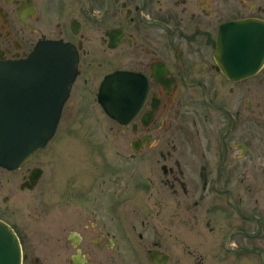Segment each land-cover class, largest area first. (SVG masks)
Instances as JSON below:
<instances>
[{
	"label": "flooded vegetation",
	"instance_id": "flooded-vegetation-1",
	"mask_svg": "<svg viewBox=\"0 0 264 264\" xmlns=\"http://www.w3.org/2000/svg\"><path fill=\"white\" fill-rule=\"evenodd\" d=\"M233 22L264 43V0H0V61L77 57L53 137L0 166L22 264H264V63L221 68Z\"/></svg>",
	"mask_w": 264,
	"mask_h": 264
},
{
	"label": "water",
	"instance_id": "water-1",
	"mask_svg": "<svg viewBox=\"0 0 264 264\" xmlns=\"http://www.w3.org/2000/svg\"><path fill=\"white\" fill-rule=\"evenodd\" d=\"M254 32L256 28H248L241 22L221 28L216 58L230 77L240 72L236 64H243V76L263 65L264 43ZM69 52L63 45L47 41L39 44L27 59L0 61V165L3 167H20L54 134L68 88L76 76L71 67L75 58ZM114 77L121 78V74ZM29 85L31 96L34 95L31 102L23 100ZM0 264H22L20 241L13 228L1 219Z\"/></svg>",
	"mask_w": 264,
	"mask_h": 264
},
{
	"label": "rangeland",
	"instance_id": "rangeland-1",
	"mask_svg": "<svg viewBox=\"0 0 264 264\" xmlns=\"http://www.w3.org/2000/svg\"><path fill=\"white\" fill-rule=\"evenodd\" d=\"M60 122H61V121H60ZM61 124H63V121H62V123H60V125H61ZM60 125H59V127H60ZM64 144H65V142H64L63 138H59L55 149L59 148V146H64ZM41 196H42V195H40V197H41Z\"/></svg>",
	"mask_w": 264,
	"mask_h": 264
}]
</instances>
